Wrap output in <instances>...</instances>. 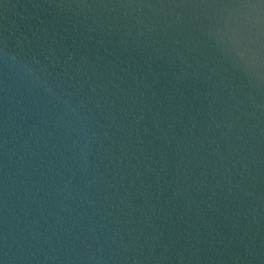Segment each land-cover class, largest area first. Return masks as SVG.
Masks as SVG:
<instances>
[{
  "label": "water",
  "instance_id": "1",
  "mask_svg": "<svg viewBox=\"0 0 264 264\" xmlns=\"http://www.w3.org/2000/svg\"><path fill=\"white\" fill-rule=\"evenodd\" d=\"M0 264H264V0H0Z\"/></svg>",
  "mask_w": 264,
  "mask_h": 264
}]
</instances>
